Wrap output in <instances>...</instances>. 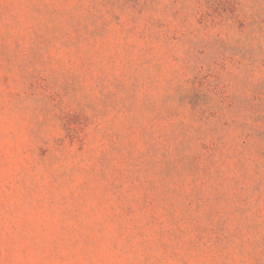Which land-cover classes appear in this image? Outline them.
Instances as JSON below:
<instances>
[{
  "label": "rangeland",
  "instance_id": "374dc122",
  "mask_svg": "<svg viewBox=\"0 0 264 264\" xmlns=\"http://www.w3.org/2000/svg\"><path fill=\"white\" fill-rule=\"evenodd\" d=\"M0 264H264V0H0Z\"/></svg>",
  "mask_w": 264,
  "mask_h": 264
}]
</instances>
